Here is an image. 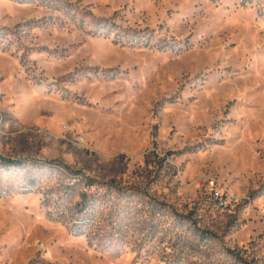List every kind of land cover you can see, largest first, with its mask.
Returning <instances> with one entry per match:
<instances>
[{"label":"rangeland","instance_id":"1","mask_svg":"<svg viewBox=\"0 0 264 264\" xmlns=\"http://www.w3.org/2000/svg\"><path fill=\"white\" fill-rule=\"evenodd\" d=\"M1 159L0 264H264V0H0Z\"/></svg>","mask_w":264,"mask_h":264},{"label":"trees","instance_id":"2","mask_svg":"<svg viewBox=\"0 0 264 264\" xmlns=\"http://www.w3.org/2000/svg\"><path fill=\"white\" fill-rule=\"evenodd\" d=\"M92 19H94V18H92ZM0 164H1V166L4 165L7 168L8 167H19L22 165L21 161H13V160H6V159H1ZM80 204L84 205V200Z\"/></svg>","mask_w":264,"mask_h":264}]
</instances>
